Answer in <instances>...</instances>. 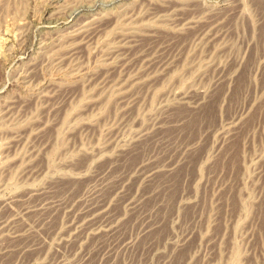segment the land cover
<instances>
[{"label": "rangeland", "instance_id": "obj_1", "mask_svg": "<svg viewBox=\"0 0 264 264\" xmlns=\"http://www.w3.org/2000/svg\"><path fill=\"white\" fill-rule=\"evenodd\" d=\"M0 264H264V0H0Z\"/></svg>", "mask_w": 264, "mask_h": 264}]
</instances>
